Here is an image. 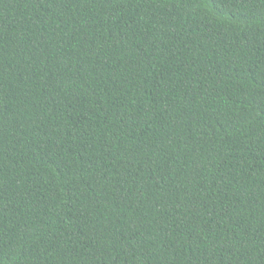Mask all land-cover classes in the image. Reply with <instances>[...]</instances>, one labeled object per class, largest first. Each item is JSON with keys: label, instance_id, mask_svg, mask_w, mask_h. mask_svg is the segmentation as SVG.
<instances>
[{"label": "trees", "instance_id": "16d2710c", "mask_svg": "<svg viewBox=\"0 0 264 264\" xmlns=\"http://www.w3.org/2000/svg\"><path fill=\"white\" fill-rule=\"evenodd\" d=\"M0 264H264V0H0Z\"/></svg>", "mask_w": 264, "mask_h": 264}]
</instances>
